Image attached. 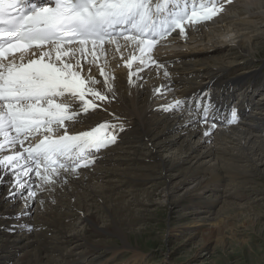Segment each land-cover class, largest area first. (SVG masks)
Returning a JSON list of instances; mask_svg holds the SVG:
<instances>
[{"label": "bare ground", "instance_id": "bare-ground-1", "mask_svg": "<svg viewBox=\"0 0 264 264\" xmlns=\"http://www.w3.org/2000/svg\"><path fill=\"white\" fill-rule=\"evenodd\" d=\"M236 7H239L238 11H234L233 15H229L230 11ZM241 14H245L243 18L239 16ZM262 16L264 17V0L236 1L228 6L226 14L217 18L213 23L210 22L211 24L207 25L206 31L198 29L190 38L188 42L190 44L180 45L181 50L184 47L187 50H177L170 56L166 55L165 58L171 57L178 61L169 67V71L173 76L164 77V91L163 95L159 97L162 99L156 101L155 104L158 107L169 102L177 104V101H180V96L187 98L199 94L200 91H205L212 85L216 79L224 78V83H237L242 80L246 81L249 77L258 76L255 72L251 71V73L246 74L247 72L240 70V73L236 76L228 77L230 74L228 70L231 68L229 64L234 63L232 68H236L241 64L239 60L237 61V58L247 60L248 57L253 56L252 52L259 47V44H254L253 40L255 36H262V38L264 36V19H262ZM247 29L248 31L245 32ZM186 37L189 38L187 34ZM200 37L203 40H197ZM194 38L195 40H193ZM229 47H233V49L230 50ZM221 50H225L224 56L219 54ZM233 50L235 51L234 56L239 54L240 56L230 57L231 61L229 59L223 61ZM231 54L233 55L232 52ZM209 69L214 73H206ZM117 74L118 79L114 83L115 90L112 93L115 102L112 104L111 109L124 117L131 125V129L135 130V133L133 132L134 136L132 133V140L135 144L141 143V138L149 136L150 139L145 138L147 139L146 148L143 147L142 153L147 152L154 163L151 166L145 165V163L141 164V167L131 165V167L120 169L121 175L126 177L122 183L126 182L129 186L123 192L108 190L104 187L99 189L100 186L102 187V183H106V179L109 178L108 175H111L113 169L107 170L109 173H103L97 185L92 181L89 183L87 180L78 179V182H75L78 185L76 187H80L82 190L88 188L90 191H82L84 194H82L79 204L75 205L84 213L77 212V219L72 224H67L65 219L59 216L58 211L60 209L57 211L47 209L46 214L49 217H46L45 221L50 218L51 221L45 223L47 227H53V229L45 228L39 231L38 237L32 238L33 235H26L25 233L8 235L0 231V250L15 246L14 250L7 252L5 256L3 255L4 259H15L12 264H93V258L89 257L91 254L97 253V256H101L102 253L99 251L98 253L97 250L111 248V246L118 244L115 239L110 242L105 241L103 235L115 236L123 246L129 245L130 238L133 235H138L135 232L136 221L141 218L143 211H148V208L153 206L167 207L172 205L174 211L180 206H184L185 209L183 210L185 211H182L183 213L180 211V214L170 216L179 225L173 226L171 235H179L187 227L200 226L208 221L211 228L201 234L202 239L205 236L210 239L214 236V232H217L219 235L217 241L225 242V229L223 227H226L229 223L228 220L223 221L225 215L228 218L238 219V224L234 228H239L240 225L247 226L249 222L252 226L253 224H259L261 215L256 207H244L241 205L244 202L240 204L236 200L231 201L228 199L229 196H224L219 200L220 195L215 196V194L222 191L220 187L224 186V183L215 184L214 182L217 180L219 182L227 181L223 192H225V195L230 193L231 199L235 195L236 199L239 195L236 191H232L234 188L231 187L236 185L238 175H245L247 178L254 177L255 174L258 178L263 176L260 168L264 167V138L259 139L260 137L245 132L247 129L260 131V124L254 120L246 121L248 120L246 119L232 126L231 130L217 131L216 128L213 129L210 126V129L214 132H210L209 135L204 137L203 131L208 128L203 130L204 127L202 126L183 127L181 124L182 114L174 116L172 121H168L165 115L159 116L156 113L148 112L150 105L148 104L149 93L146 88L135 87L130 90L125 87L121 73L118 72ZM189 75L191 77L188 79ZM174 83L177 85H174ZM187 84H190L191 88L185 86ZM180 86L186 87V89L180 90L178 96H173V90ZM230 89L234 90L227 87L224 91L228 93ZM183 91L186 94H183ZM217 91L219 93L220 90ZM240 93L243 92L240 91ZM253 93L249 92L250 95ZM254 103L255 101L248 97L249 106L251 107ZM259 104L257 103V105ZM256 116L257 113L251 112L250 118ZM100 119L101 116L94 113L89 115L84 123L88 126ZM139 135H141L140 138ZM135 146L138 148L137 145ZM115 148L117 147L110 148L108 152H112ZM135 150L134 154L136 155L137 149ZM130 156L127 155V157ZM146 170H149V172H146ZM155 176L158 177L155 178ZM159 177L161 182H156V184L158 183L157 185L160 187L152 190L149 189L150 186H148L149 188L146 187L147 183L153 179L157 181ZM251 181L250 179L248 181L240 180V183H238L237 190L240 191L238 193L241 197H244L243 190H245L246 185H250ZM212 183H214V188L211 189L209 185ZM208 187H210L209 190H207ZM111 188L113 187L111 186ZM77 191L72 193H77ZM204 191L209 192L202 195ZM88 193H92L93 197H89ZM157 194L160 195L155 198L154 195ZM77 196L75 195V198ZM199 196H201L200 198L204 203L195 205ZM96 198H99V200H94ZM184 199H186V202L183 201ZM203 206L214 210L200 209ZM6 208L7 206L0 201V210ZM192 208L193 210H189ZM166 210L168 209L166 208ZM86 216L87 220H85ZM187 218H190V220L187 221ZM218 221H220V225ZM83 222L84 224L80 228H76ZM189 223H192V225L188 226ZM230 229H233V227L230 226ZM49 231L51 235H48ZM64 236L68 238H64ZM100 236L103 239H98ZM40 238L44 241H40ZM61 238H64L63 241ZM113 252L116 254L117 251L114 250ZM137 252L135 253L137 254ZM27 257L29 258L26 259Z\"/></svg>", "mask_w": 264, "mask_h": 264}, {"label": "snow or ice", "instance_id": "snow-or-ice-1", "mask_svg": "<svg viewBox=\"0 0 264 264\" xmlns=\"http://www.w3.org/2000/svg\"><path fill=\"white\" fill-rule=\"evenodd\" d=\"M224 2L0 0V182L3 174L11 173L16 186L24 189L27 185L18 177L35 172L43 183H55L53 177L61 170L88 167L94 162L90 160L93 152L116 142L117 126L107 122L74 135L68 132L69 124L80 122L79 116L96 110V101L107 102L105 91L96 87L101 81L91 77L90 71L87 77L82 75L79 57L86 56L87 46L91 45L95 58L98 45L102 50L103 44L118 45L123 39L136 47L139 63H155L151 56L155 46L177 29L184 35L185 25L219 15ZM29 54L34 58L29 59ZM136 74L130 73V83ZM103 89L113 92L108 79ZM209 111L210 106L204 109L205 123ZM232 120H236L235 110ZM37 136L41 137L38 143L24 147L25 141Z\"/></svg>", "mask_w": 264, "mask_h": 264}, {"label": "rangeland", "instance_id": "rangeland-1", "mask_svg": "<svg viewBox=\"0 0 264 264\" xmlns=\"http://www.w3.org/2000/svg\"><path fill=\"white\" fill-rule=\"evenodd\" d=\"M238 9L239 8L235 9L234 11L237 12ZM244 15L245 14H241L239 16L243 18ZM262 19H264L263 16H262ZM247 31H248V29L245 32H247ZM253 41H254V44L255 43L259 44V47L255 51L252 52L253 56L248 57L247 60H245V59L240 60L239 58H237V61L239 60L241 64L239 66H237L236 68H232L234 63L229 64L231 66V68L228 70V72H230L228 77L236 76L237 74L240 73V70L247 72L246 74H249L252 71V72H255L256 74H258V76L256 75L253 77H249L246 79V81L242 80V81L237 82V83H241V82L246 83L247 81L255 82L258 80H262L264 78V63H263V59H264V45H263L264 44V36H263V38H262V36H255ZM229 49L232 50L233 47H229ZM231 52L233 53V55L231 54ZM234 52H235L234 50L230 51V54L227 55L223 61H225L226 59H229V61H231L230 57L233 58L235 56H238V57L240 56V54L234 56ZM225 53H226L225 50H221L219 52V54L222 56H224ZM257 69L259 70L260 73L257 71ZM206 73H214V72H212L211 69H209L206 71ZM190 77L191 76H188V79ZM224 80H225L224 78L219 79V80L216 79L213 81V84H223ZM231 84H236V82L229 83V85H231ZM229 87L233 88L231 86H229ZM233 89L235 90V88H233ZM240 89H242V88H240ZM245 89H247V88H245ZM237 90H238V92L241 91L243 93H246L245 91L239 90V89H236L235 91H237ZM250 91L252 93L255 91V89L251 88L249 90V92ZM262 95H264V93ZM254 113H257L258 117L256 116V117L250 118V115H248L247 116L248 120H246V121H249V120L253 121L254 120L256 123L264 122V116H263L262 111H259V113H258V111H256ZM177 114H178V112H177ZM256 119H258V120H256ZM133 132L135 133V130L130 129L129 131L125 132L122 135L123 143H126L128 145L130 143H132L133 146H129V147L126 146L123 154H115L114 153L113 157L110 155L107 156L105 159L106 161L103 164L108 165V168H106L104 170V172L100 173V175L97 176V178H95V177H96V173L98 172L97 171L98 168L94 169L95 172H93V173H91V172L90 173L88 172V174L86 173L87 175H83L84 177L83 176H80V177L77 176L76 180L71 181V183L69 184L70 186L68 185V187L66 186L67 188L65 187L63 191H59L58 200L60 201V203H58L54 206H47L46 211H47V209L48 210H55V211L60 209L61 212L58 211L59 216H62L64 219H69L68 221H71L70 220V218L72 216L71 208L76 207V205L79 204L80 198L83 196L82 194H84L83 192L85 190L90 191V189H88V188L82 190L80 187L79 188L76 187L78 185L75 182H78L77 181L78 179L79 180L84 179V180H87L89 183H90V181H92L94 184L96 183V185H97L99 180H101L99 178H102L103 173H109L107 170H110V169H113L112 170L113 172H111V175H108L109 178L106 179L107 184L102 183L101 184L102 187L99 185L100 186L99 189L104 187L105 189H108V190H113V191L118 190L117 192H123V190H125L126 187L129 188V186H127L128 183H126V182L122 183L123 180L126 179V177L121 175L122 174L121 170L123 168L131 167V165L133 167L134 166L135 167H141L142 166L141 164L146 163L145 165L151 166L154 163L152 161V159L150 158V155L147 152L142 153L143 147L146 148V144H145L146 142H144L146 137L141 138L142 142L137 144V146H138V148H137L136 146H134L135 145V142H133L134 140H132V138L134 136ZM245 132L247 134L249 133L252 135H256V136L260 137L259 139L264 138L263 137L264 132L262 130L258 131V132H260L262 137L257 135V133H255L254 131H252L250 129L245 130ZM132 133H133V136H132ZM128 134L130 137L128 136ZM138 137L140 138L141 135H139ZM256 140H257V138H256ZM135 149H137L136 155L134 154L136 151ZM127 155L128 156L131 155V156L127 157ZM139 156H141V157H139ZM132 159H134V160H132ZM117 160H119V161H117ZM141 160H142V163H141ZM138 161L140 162L139 164H138ZM110 162H114L117 166L116 167H114L113 165L111 166ZM125 163H127V164H125ZM136 163H137V165H136ZM260 170H261V173L263 174V176L259 177V178L256 174L254 175V177L251 176L249 178H247V176H245V175H238V179H237L238 181L236 182V185H235L237 187H235V186L231 187V188H234L232 191H236L237 194L239 195V197L236 199H235V195L231 199L232 196L230 195V193H228L227 195L224 194L225 192H223V189L225 188V183H227V181L223 180V181L219 182V180H217L214 182L215 184L216 183H218V184L224 183L223 184L224 186L220 187L222 190L221 191L222 193L217 192L215 194V196L217 194L220 195L218 197V199L223 198L224 196H229L228 199L231 201L236 200V202H239L240 204L244 202L243 204H241L244 207H256L258 213L261 215L260 220H259V224H257V225L253 224V226H252L249 222V224L247 226H241L240 225L239 228H234V226H236L238 224V219L228 218L227 215H225L223 221L228 220V222H229L226 227H223L225 229V233H224V236L226 239L225 242L224 241H217L218 237H219L217 232H214V236H212L210 239H207V236H205V238L202 239L201 234L205 230L211 228L210 223L208 221L205 222V224L203 223L200 226H194V227L191 226L192 223H189L188 226H191V227H187L188 230L183 229V232L181 234L171 235V232L173 230V226L178 225L177 223H175V221L172 219V217L180 214L179 213L180 211L181 212L185 211V210H183V209H185L184 206H180L176 211L173 210L172 205H169L167 207H165V206L164 207L163 206L162 207L161 206L160 207L159 206H156V207L153 206L151 208H148V211H143L141 218H139L136 221L137 225L135 228V230H136L135 232L138 235H133V237L130 238L129 245L123 246L120 243V240L115 236L110 237V235H106V236L103 235L104 236L103 238H105V241L110 242L113 239H115L118 244L111 246V248L110 247L102 248L100 250H97V252L99 251L100 253H102L101 257L105 258L107 260H109L110 258H114V261L112 262L113 264H264V186L262 188V185H264V167L260 168ZM146 172H149V170H146ZM117 173H119V174H117ZM110 176H111V178H110ZM156 177H158V176H155V178ZM153 178H154V176H153ZM249 179H250V181L252 179V181H251L250 185L248 184V185H246V188L244 187L245 188V190H243L244 197H241L240 194L238 193L240 191L237 190L238 189V183H240V180L248 181ZM107 181H109V182H107ZM156 182H161V178L159 177V179H157V181L153 179L152 181L147 183L146 187L149 188L148 186H150L149 189H151V190L154 188L160 187L159 185H157L158 183L156 184ZM112 183H113V185H112ZM214 183L209 185L211 187V189L214 188V186H213ZM91 185H92V183H91ZM153 185H154V187H152ZM111 186L113 188H111ZM109 187H110V189H109ZM210 187H208L207 190H209ZM72 188L73 189L75 188V189L73 190ZM259 189H261V190H259ZM68 190H70V191H68ZM77 190L81 191L80 194H79V191H77ZM73 191L74 192L77 191V193H72ZM208 192L209 191H204L203 192L204 194L202 193V195L208 194ZM88 194H89V197H91V198L93 197L92 193H88ZM75 195L76 196L78 195V196L75 198ZM159 195L160 194H157L154 196L156 198V196L158 197ZM63 196L67 197V200L74 198V203H73L74 205L71 204L69 201H68V203L61 204V201L62 202L67 201L66 199H63L64 198ZM200 197L201 196H199V198H197V203L195 205H197V204L201 205L204 203V201H202V199ZM145 199L148 200L147 197H145ZM186 199H184L183 201L186 202ZM94 200H96V199H94ZM59 207H61V208H59ZM65 208H67V209H65ZM166 208L168 210H166ZM194 208H195V206H194ZM200 209L210 210L209 208H206L204 206L201 207ZM189 210H193V208L189 209ZM212 210H214V209H211L210 211H212ZM46 211H45V213H46ZM171 211L173 213H170ZM62 212L65 213L64 216H63ZM77 215H78V213H77ZM171 215H172V217H170ZM186 220L189 221L190 218H187ZM47 221H51V218L49 220H46V223H48ZM173 222H174V224H173ZM46 223L44 222L45 225H46ZM83 224L84 223H80V225H78L76 228H80ZM218 224L220 225V221H218ZM230 226L233 227V229H230ZM46 228L51 229V227H46ZM31 235H33V237L31 236L32 238L38 237V232H36L35 234H31ZM58 236H60V235H58ZM64 238H68V237L64 236ZM64 238H61L62 241ZM100 238H102V236L98 237V239H100ZM39 240L44 241L42 238H40ZM14 247L1 249L0 255H2V256L0 258L4 259V256L7 254V252L14 250ZM108 248L111 250H109ZM114 250L117 251L116 256L110 257L112 253L115 254L113 252ZM134 250H135V252L138 251L137 254L135 252H133ZM53 254H55V253H53ZM98 263L99 262H93V264H98ZM0 264H1V261H0ZM99 264H101V263H99Z\"/></svg>", "mask_w": 264, "mask_h": 264}]
</instances>
